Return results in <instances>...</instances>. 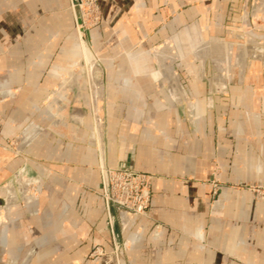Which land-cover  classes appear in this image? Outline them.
<instances>
[{
    "label": "crops",
    "instance_id": "0c3cea01",
    "mask_svg": "<svg viewBox=\"0 0 264 264\" xmlns=\"http://www.w3.org/2000/svg\"><path fill=\"white\" fill-rule=\"evenodd\" d=\"M72 2L0 0V194L23 156L45 167L32 205L11 206L8 187L0 264H264V198L231 186L264 183V61L248 44L221 72L211 48L224 54L264 27V0H99L89 40L103 69L102 150L83 105L68 107L79 87L60 90L82 57ZM162 47L175 52L178 86ZM102 158L153 176L148 217L109 216ZM97 247L106 256L90 259Z\"/></svg>",
    "mask_w": 264,
    "mask_h": 264
},
{
    "label": "rangeland",
    "instance_id": "374dc122",
    "mask_svg": "<svg viewBox=\"0 0 264 264\" xmlns=\"http://www.w3.org/2000/svg\"><path fill=\"white\" fill-rule=\"evenodd\" d=\"M81 1L83 4V8L80 1L77 0V3H75V1L73 0L72 11L75 17L76 34L78 36V42L80 45L82 57L79 60L78 64L72 69L71 78L68 77V80L61 82L60 90L62 88H69L75 86L79 87L80 95L79 96L76 95V97H72L73 99L71 100V103H69L68 107L71 110L70 112H72L75 107L79 106L80 103H81L80 105H83L82 107L85 110V114L88 116V118L91 121V133H92L91 138L95 142V144H97V147H100V150H102V145L104 143V138H105L104 137V125H105L104 104L105 103L103 97H101L102 96L101 93L98 98L96 94L97 92L96 90L101 92L100 89L103 82L102 81L103 69L101 68L100 64L96 61V58L90 46V40H86L85 43L84 39L87 37L85 30H89L90 32V29L95 28L101 24L103 20V12L99 0H81ZM261 3H263V0H257V6L261 5ZM77 9L79 10V13H77ZM259 16H261V14L257 13L255 17L253 16L251 17L252 19L255 18L256 24H258V22L261 24L263 23L262 21L258 20ZM257 29L258 30H254L251 33H249L248 36L242 35V38L236 39L234 41L236 45L234 46L231 45L230 47L226 48L224 54H223L222 45H218V44L212 45L211 47L213 51L212 54L215 57L217 56L216 58H218V60L220 61L219 62L217 60V62H215V66L218 71L221 72L223 71L222 67H224V57L226 59V62H228V64L229 61H232L233 65L236 64L237 58L242 57L241 54L243 48L245 47V45L248 44L254 46V47L249 46V50L251 51L248 55L258 56V58L264 61V27L262 28L257 27ZM86 45L90 47L92 54L91 55L92 59L91 60L88 59L89 61H87V59L85 58ZM157 54H158L161 70L166 74V77L169 78V81L174 83V85L178 86V80L175 79L176 72L173 67L174 63H172L173 59L175 58V52L169 47H162ZM75 76L76 77L80 76V77L78 80L73 79ZM66 97L67 96L59 97L58 95H56L55 99L59 100L60 103L62 104L64 101L63 98L66 99ZM4 98H5L4 94L2 93V91H0V101L4 100ZM64 103L67 105V102L64 101ZM79 114L80 113L76 114L77 119L78 118L82 119V116H80ZM11 147L12 149L9 150H12L13 154L15 152L16 153L18 152L13 145H11ZM17 154L23 155L22 152H18ZM44 169H45L44 164L41 161L33 157L23 156V164L21 165V167L14 174L8 177L6 181H4V183L2 184V190L0 194V207L5 206L7 204L6 201L9 196L8 187H13L17 194L16 195L17 199L13 203H10L11 206L16 204L32 205L39 197L42 173L44 172ZM218 170L219 169H216L212 173V179L209 181V183L213 187V197H212L211 205L214 210L222 206L221 203L219 202L218 196H219L220 187L221 185H223V183L220 179ZM100 171H101L102 181L104 179V181L107 183L109 175L114 171V169L108 167L105 160L102 158L100 163ZM22 174H24V178L21 177ZM151 183H152V179H151ZM231 186L235 188L245 189L250 193H252L257 198H264V183H253V184L234 183L231 184ZM22 187H24L25 189L29 188L28 190L29 194L34 195L32 201L26 202L22 194ZM36 188H38V190ZM29 194H27L26 197H28ZM98 195L104 201L105 209L106 212L108 213L105 203V196L103 194V185H102V191H99ZM117 209H118L117 207H113L114 211L115 210L117 211ZM2 213H4V211ZM0 214H1V209H0ZM123 215L124 216L126 215L127 217L129 216L127 213H123ZM104 256H106V252L97 247L93 249V251L89 255V258L95 260L102 258ZM1 259H4V261H6L7 257L0 256V260Z\"/></svg>",
    "mask_w": 264,
    "mask_h": 264
},
{
    "label": "built area",
    "instance_id": "2783aa9c",
    "mask_svg": "<svg viewBox=\"0 0 264 264\" xmlns=\"http://www.w3.org/2000/svg\"><path fill=\"white\" fill-rule=\"evenodd\" d=\"M78 1L83 8L82 1ZM151 179L152 175L127 167L114 169L107 183L103 179V194L109 216L113 207H117V213L120 217H122L123 212L131 214L130 218L135 216L148 217Z\"/></svg>",
    "mask_w": 264,
    "mask_h": 264
},
{
    "label": "bare ground",
    "instance_id": "6f19581e",
    "mask_svg": "<svg viewBox=\"0 0 264 264\" xmlns=\"http://www.w3.org/2000/svg\"><path fill=\"white\" fill-rule=\"evenodd\" d=\"M77 13H79V10L77 9ZM79 23V22H78ZM257 45V44H256ZM248 47V46H247ZM249 50V49H248ZM251 51V50H250ZM249 52V51H248ZM92 55V54H91ZM85 58L87 59V61H89L88 59H89V57H88V54H87V51L85 50ZM92 59V58H91ZM94 67H95V65H94ZM167 72V71H166ZM96 89H98V88H96ZM97 92H96V94H97V96H98V98H99V95H100V91H98V90H96ZM110 176V175H109ZM22 185V184H21ZM23 188V194H24V192H27L26 191V189L24 188V187H22ZM13 188L12 189H10V191H9V193H10V197H12L13 196ZM15 192V191H14ZM14 194H16V193H14ZM17 195V194H16ZM13 198V197H12ZM29 198H32V195H30L29 196ZM26 199V198H25ZM32 201V200H31ZM123 213H126V212H123ZM129 216H131V214H129V213H127Z\"/></svg>",
    "mask_w": 264,
    "mask_h": 264
},
{
    "label": "water",
    "instance_id": "95a60500",
    "mask_svg": "<svg viewBox=\"0 0 264 264\" xmlns=\"http://www.w3.org/2000/svg\"><path fill=\"white\" fill-rule=\"evenodd\" d=\"M75 3H77V0H74ZM85 33H86V38L84 39L85 43H86V40H89L90 39V32L89 30H85ZM86 51H87V54H88V57H89V60H91L92 56H91V49L88 45H86Z\"/></svg>",
    "mask_w": 264,
    "mask_h": 264
}]
</instances>
